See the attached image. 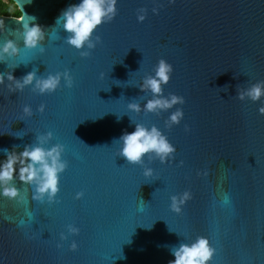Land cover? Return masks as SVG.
<instances>
[{"label": "water", "instance_id": "obj_1", "mask_svg": "<svg viewBox=\"0 0 264 264\" xmlns=\"http://www.w3.org/2000/svg\"><path fill=\"white\" fill-rule=\"evenodd\" d=\"M14 1L46 37L43 51L27 48L22 21L0 14V43L13 39L19 48L5 54L0 72L19 78L34 67L37 75L68 68L73 85L62 79L55 91L39 93L0 84V159L5 147L19 151L50 129L47 144L62 143L68 161L54 202L32 200L31 186L19 180L13 182L25 201L0 196V264H168L173 246L197 236L215 249L208 264H264V114L257 111L264 97H236L238 88L264 80V0H159L156 13V0H118L87 56L56 22L77 0ZM141 5L147 14L138 21ZM161 56L173 65L163 94L176 92L185 102L159 114L129 110L128 100L143 104L151 95L139 82ZM25 103L30 116L22 113ZM177 106L184 115L167 127ZM130 117L167 134L176 145L171 161L147 154L144 165L130 164L118 154L115 138L132 130ZM143 166L153 176L146 178ZM185 190L190 197L176 211L170 197ZM69 223L80 231L61 241ZM73 239L76 249L68 246Z\"/></svg>", "mask_w": 264, "mask_h": 264}, {"label": "clouds", "instance_id": "obj_2", "mask_svg": "<svg viewBox=\"0 0 264 264\" xmlns=\"http://www.w3.org/2000/svg\"><path fill=\"white\" fill-rule=\"evenodd\" d=\"M31 2V0H23ZM168 4L175 3V0H167ZM22 3L19 5L22 8ZM159 0L154 2L152 12L159 11ZM117 0H77L75 3L68 4L62 9L56 22L62 24V28L67 33L65 41L80 50L81 56L89 55V50L94 48L101 41V36L96 34L95 29L104 22L111 21L117 13ZM147 8L141 5L136 10L138 21L145 19ZM18 19L22 21V39L27 48H39L43 51V45L40 43L46 37L45 29L35 21V16L18 12ZM27 17V18H25ZM0 27H4L0 22ZM47 35H50L48 33ZM19 51V48L13 39H6L0 43V61L4 60L5 54L11 56ZM17 65H13L14 69ZM173 72V65L165 57L157 59L153 66V71L143 75L139 82V87L143 91H150L143 104L136 99H130L127 102V108L133 112H154L159 114L162 110L173 108L174 105H182L185 97L176 92H168L164 95L163 85L166 84ZM101 77L105 74L100 73ZM66 87L73 85V76L70 69L49 71L46 75H37L35 67L17 78L13 71L0 72V84L5 85L9 92L20 91L26 85H31L34 91L39 93L53 92L61 86V80ZM10 82V83H6ZM226 91L227 88L225 87ZM236 97L240 100L248 98L252 101L261 100L264 97V80H256L247 87L238 88ZM45 105L41 103L37 106L38 111H44ZM30 104L22 105V113L30 116L32 114ZM257 111L264 114V100L257 106ZM184 115L182 107H175L166 117V126L171 127L181 121ZM119 118V117H118ZM130 122L134 123L131 131L124 130L115 141L119 142L118 154L126 158L129 163L144 165L145 156L151 154L149 159L158 158L161 163L169 162L173 159L176 152V145L167 137V134L156 124H145L141 121H134L130 117ZM185 124V130H188ZM3 132H0L2 134ZM20 135V134H17ZM53 133L49 129L38 133L35 142L24 144L23 148L17 151V145H12L11 149H3L5 156L0 159V196H6L9 199L25 201V195L21 194V188L13 182L19 180L24 186H31V199L39 202L47 201L52 203L56 200V194L60 190V173L68 166V161L63 158L64 145L60 142H47ZM47 145V146H46ZM182 163V161H178ZM154 170L150 166H143L142 174L147 178L153 176ZM28 188L25 187V193ZM83 195L81 191L75 192V198ZM190 197V192L185 190L180 194H172L170 197L171 207L179 211L180 204L184 203ZM29 219L32 214L27 213ZM8 217L6 216L5 219ZM23 220V219H22ZM19 221L18 223H20ZM67 232L59 233L60 240H65L69 233L75 234L80 231L74 223L66 226ZM59 241L57 247H60ZM69 248L76 249L78 244L75 239L69 243ZM173 259L168 264H208L212 258L215 249L209 243L206 236H197L191 242H181L170 249Z\"/></svg>", "mask_w": 264, "mask_h": 264}, {"label": "trees", "instance_id": "obj_3", "mask_svg": "<svg viewBox=\"0 0 264 264\" xmlns=\"http://www.w3.org/2000/svg\"><path fill=\"white\" fill-rule=\"evenodd\" d=\"M20 12L15 4L11 5L5 0H0V14L18 16Z\"/></svg>", "mask_w": 264, "mask_h": 264}, {"label": "flooded vegetation", "instance_id": "obj_4", "mask_svg": "<svg viewBox=\"0 0 264 264\" xmlns=\"http://www.w3.org/2000/svg\"><path fill=\"white\" fill-rule=\"evenodd\" d=\"M5 1L9 2V4H11V5L15 4V6L17 7V9L19 10V8L17 6V3L14 0H5Z\"/></svg>", "mask_w": 264, "mask_h": 264}, {"label": "snow or ice", "instance_id": "obj_5", "mask_svg": "<svg viewBox=\"0 0 264 264\" xmlns=\"http://www.w3.org/2000/svg\"><path fill=\"white\" fill-rule=\"evenodd\" d=\"M117 3H118V0H117ZM130 164H132V163H130ZM157 218H160V217H156L155 219H157ZM155 219H152V221H154ZM127 238H128V236H127ZM127 238H126V239H127Z\"/></svg>", "mask_w": 264, "mask_h": 264}]
</instances>
